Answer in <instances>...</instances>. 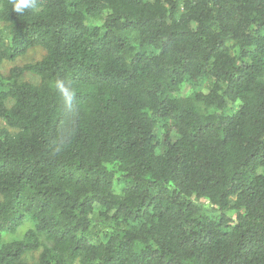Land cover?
Returning a JSON list of instances; mask_svg holds the SVG:
<instances>
[{
	"label": "trees",
	"instance_id": "obj_1",
	"mask_svg": "<svg viewBox=\"0 0 264 264\" xmlns=\"http://www.w3.org/2000/svg\"><path fill=\"white\" fill-rule=\"evenodd\" d=\"M32 48L0 72V264H264V0H0V66Z\"/></svg>",
	"mask_w": 264,
	"mask_h": 264
},
{
	"label": "rangeland",
	"instance_id": "obj_2",
	"mask_svg": "<svg viewBox=\"0 0 264 264\" xmlns=\"http://www.w3.org/2000/svg\"><path fill=\"white\" fill-rule=\"evenodd\" d=\"M43 51L40 48H32L28 50L24 55L18 57L14 62H5L2 66H0V72L6 74L9 69L14 67H22L25 64H28L31 61H35L40 59L43 56ZM204 91V90H203ZM191 88L188 85H184L181 90L180 95L185 96L190 94ZM29 225H25L23 228L17 231L15 235L4 234L2 240L9 241L15 239L19 236H22L24 231L28 229Z\"/></svg>",
	"mask_w": 264,
	"mask_h": 264
},
{
	"label": "clouds",
	"instance_id": "obj_3",
	"mask_svg": "<svg viewBox=\"0 0 264 264\" xmlns=\"http://www.w3.org/2000/svg\"><path fill=\"white\" fill-rule=\"evenodd\" d=\"M36 7L37 0H13V11L19 14H23L25 10L35 9ZM55 86L57 91L62 96L65 104L70 107L74 98L70 84L63 80H57Z\"/></svg>",
	"mask_w": 264,
	"mask_h": 264
}]
</instances>
